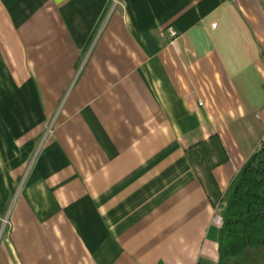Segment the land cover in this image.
I'll use <instances>...</instances> for the list:
<instances>
[{"label": "crops", "instance_id": "0c3cea01", "mask_svg": "<svg viewBox=\"0 0 264 264\" xmlns=\"http://www.w3.org/2000/svg\"><path fill=\"white\" fill-rule=\"evenodd\" d=\"M263 140L264 0H0V264H218Z\"/></svg>", "mask_w": 264, "mask_h": 264}, {"label": "trees", "instance_id": "16d2710c", "mask_svg": "<svg viewBox=\"0 0 264 264\" xmlns=\"http://www.w3.org/2000/svg\"><path fill=\"white\" fill-rule=\"evenodd\" d=\"M204 145L190 149L191 161L215 166ZM217 209L222 216L218 264H264V140L232 178Z\"/></svg>", "mask_w": 264, "mask_h": 264}, {"label": "rangeland", "instance_id": "374dc122", "mask_svg": "<svg viewBox=\"0 0 264 264\" xmlns=\"http://www.w3.org/2000/svg\"><path fill=\"white\" fill-rule=\"evenodd\" d=\"M263 142V141H262ZM261 142V144H262ZM261 144L258 146V148L261 146ZM257 148V149H258ZM8 207H9V204L8 206L6 207L4 213L0 216V230H2V232L4 233L5 231L8 232V230L10 229L11 225H10V222L8 220Z\"/></svg>", "mask_w": 264, "mask_h": 264}, {"label": "built area", "instance_id": "2783aa9c", "mask_svg": "<svg viewBox=\"0 0 264 264\" xmlns=\"http://www.w3.org/2000/svg\"><path fill=\"white\" fill-rule=\"evenodd\" d=\"M168 32H169V36L172 38V39H175L177 36H178V32L175 28L173 27H169L168 29ZM202 103V102H201Z\"/></svg>", "mask_w": 264, "mask_h": 264}]
</instances>
